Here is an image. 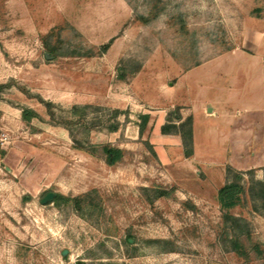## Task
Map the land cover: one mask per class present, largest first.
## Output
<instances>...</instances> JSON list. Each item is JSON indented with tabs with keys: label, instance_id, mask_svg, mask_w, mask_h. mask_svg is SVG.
<instances>
[{
	"label": "rangeland",
	"instance_id": "1",
	"mask_svg": "<svg viewBox=\"0 0 264 264\" xmlns=\"http://www.w3.org/2000/svg\"><path fill=\"white\" fill-rule=\"evenodd\" d=\"M259 25L264 0H0V264H264L217 232L218 190L238 181L230 212L264 248V166L181 168L156 151L152 120L139 132L179 72Z\"/></svg>",
	"mask_w": 264,
	"mask_h": 264
},
{
	"label": "crops",
	"instance_id": "2",
	"mask_svg": "<svg viewBox=\"0 0 264 264\" xmlns=\"http://www.w3.org/2000/svg\"><path fill=\"white\" fill-rule=\"evenodd\" d=\"M252 30L244 44L179 72L170 83L169 104L146 113L163 160L202 170L264 166V26ZM175 108L180 121L192 117L191 156L180 134L160 131ZM198 147L209 156H199Z\"/></svg>",
	"mask_w": 264,
	"mask_h": 264
},
{
	"label": "trees",
	"instance_id": "3",
	"mask_svg": "<svg viewBox=\"0 0 264 264\" xmlns=\"http://www.w3.org/2000/svg\"><path fill=\"white\" fill-rule=\"evenodd\" d=\"M140 20L143 23H149L150 18L141 17ZM46 44L49 46L48 39ZM108 48V45L104 46V50ZM54 52V51H53ZM41 100V99H40ZM41 102L47 107L49 113L53 115L51 111L53 103L41 100ZM72 111L77 114L78 108L73 107ZM23 116L25 118L34 117L35 113L24 110ZM169 120L161 126L162 134L178 133L181 135L183 145L185 148V155L191 156L193 153V128H192V117H187L184 121H180L181 118L178 114L173 116L168 114ZM141 119L139 132L142 134L147 127L150 119L149 114L139 115ZM176 119V121H175ZM176 122H179L178 124ZM117 126H113L112 130L116 131ZM103 150L107 155L108 162L112 165L119 161L122 157V150L112 146H104ZM234 171L231 167H228L227 176L230 172ZM238 172V171H237ZM239 174V173H237ZM245 193L244 186L238 181H229L218 190V201L221 206L227 211H224L221 216V222L218 225V238L220 243L227 248L229 251L238 254L239 256L245 257L248 260L258 259L264 261V248L255 242L253 239V233L249 221L241 215L230 212V209L238 205L241 200V196ZM168 193L161 190L160 195L165 196ZM62 197L57 196V199Z\"/></svg>",
	"mask_w": 264,
	"mask_h": 264
},
{
	"label": "water",
	"instance_id": "4",
	"mask_svg": "<svg viewBox=\"0 0 264 264\" xmlns=\"http://www.w3.org/2000/svg\"><path fill=\"white\" fill-rule=\"evenodd\" d=\"M55 197H56V194H55V193H53V192H49V193H47V194L43 197V199L41 200V202H42L43 204H45V203H47V202H49V201H53V200L55 199ZM63 254L65 255V254H66V251H64Z\"/></svg>",
	"mask_w": 264,
	"mask_h": 264
}]
</instances>
